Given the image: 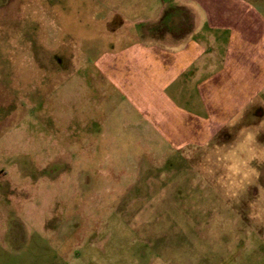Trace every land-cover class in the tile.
Returning <instances> with one entry per match:
<instances>
[{"label": "rangeland", "instance_id": "rangeland-1", "mask_svg": "<svg viewBox=\"0 0 264 264\" xmlns=\"http://www.w3.org/2000/svg\"><path fill=\"white\" fill-rule=\"evenodd\" d=\"M135 6L0 0V264H264V121L199 145L156 131L147 81L127 93L107 67L132 43L161 47L113 33L152 27L116 14ZM246 10L264 47V0Z\"/></svg>", "mask_w": 264, "mask_h": 264}, {"label": "crops", "instance_id": "crops-1", "mask_svg": "<svg viewBox=\"0 0 264 264\" xmlns=\"http://www.w3.org/2000/svg\"><path fill=\"white\" fill-rule=\"evenodd\" d=\"M100 1L135 4L136 12L130 14L133 17L116 14L122 19L132 18V26L147 24L146 21L152 24L135 34L129 23L122 21L123 27L113 30L116 36L126 32L129 37L125 40L133 41L136 35H152L160 40L161 47L138 42L127 45L125 60L118 55L112 65H107L112 79L118 80L116 84L127 93L137 76L146 86L147 81L150 90L146 98L142 96L146 107L143 112L156 131L179 130L182 137L187 134L198 145L209 132L215 137L225 128L226 141L241 138L242 132L246 136L254 131V136L259 137L260 123L264 121V47L261 32L247 30L248 14H253L246 10L248 0ZM152 4H156L154 9ZM138 59L141 68L134 65ZM175 84L177 92L189 99L183 114L175 110L180 105L168 93ZM190 90L200 94L202 112L193 107L197 98L189 95ZM139 97L140 94L136 99ZM260 174L264 179V169ZM261 186L264 189V184Z\"/></svg>", "mask_w": 264, "mask_h": 264}]
</instances>
